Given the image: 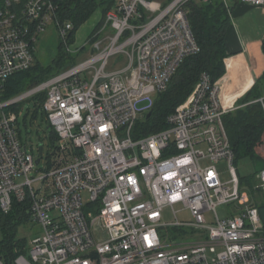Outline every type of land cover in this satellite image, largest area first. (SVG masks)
I'll return each instance as SVG.
<instances>
[{
  "label": "built area",
  "instance_id": "built-area-1",
  "mask_svg": "<svg viewBox=\"0 0 264 264\" xmlns=\"http://www.w3.org/2000/svg\"><path fill=\"white\" fill-rule=\"evenodd\" d=\"M190 1L115 0L75 50H85L84 60L4 100L5 81L33 65L50 26L72 52L73 24L60 20L58 0H0V210L27 200L28 222L39 227L25 251L0 264H264V228L241 190L223 122L233 108L221 79L202 72L166 128L135 129L184 59L200 50ZM40 93L39 110L56 136L42 172L9 109ZM256 179L253 189L264 195V168ZM175 203L193 220L180 221ZM221 205L224 217L216 213ZM167 207L174 220H163ZM171 228L193 236L166 240L162 231Z\"/></svg>",
  "mask_w": 264,
  "mask_h": 264
},
{
  "label": "trees",
  "instance_id": "trees-1",
  "mask_svg": "<svg viewBox=\"0 0 264 264\" xmlns=\"http://www.w3.org/2000/svg\"><path fill=\"white\" fill-rule=\"evenodd\" d=\"M58 4L60 20L70 21L73 24V29L70 31V36H72L73 32L78 30L98 8L103 7L105 14L108 9L113 7L115 0H58ZM187 8L190 26L200 50L184 59L173 75L167 90L155 96L151 115L145 117L144 122L138 121L135 126L137 134H147L166 128L168 115L185 101L202 72H208L212 80L221 79L226 72L224 64V59L227 56L225 37L230 25L226 2L224 0L208 2L192 0L188 3ZM101 22L102 20L95 28ZM59 47V56L54 66L56 71L47 74L44 67L40 66L36 56L29 69L14 73L5 81L1 92L2 99H9L36 81L40 82L49 78L59 72L70 60H74L75 55H68L61 46ZM262 50L264 53V40L262 41ZM43 97L44 94L40 93L33 98L36 112L39 111L37 103ZM260 98L262 101L259 100ZM238 104H244V106L227 112L223 116V122L234 152L235 166L237 167L238 159L244 157H249L255 166L256 171L251 176L241 178L238 174L239 183L241 188L248 187L250 189L264 228V198L258 202L256 200L258 194L253 189L257 183L256 175L264 168V96L259 92L257 83L244 98L238 101ZM9 109L19 114L21 106L18 104ZM55 140L56 136L51 134L48 142L49 148L52 147ZM28 206L27 200L24 202L13 200L12 209L8 213H3L0 210V228L3 233V238L0 240V257L6 263L12 261L17 254L26 249L28 240L18 238L17 235L19 227L29 221ZM170 230L176 229L171 228Z\"/></svg>",
  "mask_w": 264,
  "mask_h": 264
},
{
  "label": "rangeland",
  "instance_id": "rangeland-1",
  "mask_svg": "<svg viewBox=\"0 0 264 264\" xmlns=\"http://www.w3.org/2000/svg\"><path fill=\"white\" fill-rule=\"evenodd\" d=\"M100 1V0H98ZM169 1V0H168ZM166 2V0L161 1ZM98 16V21L95 24V26L100 22V20L104 17L103 7L98 8L95 13L84 23L80 26L78 30H75L73 32V35L71 36V42H70V49L72 52H66L68 55H75L76 57L74 60H70L68 63H66L61 70L69 68L78 62H81L86 57V54L83 52H75L76 49L81 47L86 40L89 37V31L86 33V30L88 29L91 20ZM94 26V27H95ZM54 29L52 26H50L46 33L40 38L38 49H37V58L39 60L40 66L44 67L47 74H51L57 69H54L56 60L59 56V46L62 47L63 50H66L64 46L61 43V40L57 37V34L53 32ZM88 50V49H86ZM59 70V71H61ZM41 82V81H40ZM33 83V82H32ZM39 82H35L32 85H35ZM30 85V86H32ZM21 106L20 113H19V120L17 123L18 128L20 129V135L21 140L23 144L26 146L28 150L31 151L34 158H40L41 160L39 164L36 165V169L40 170L41 172L46 169L47 167V159L49 154V148H48V137L51 136V127L47 124V121L45 119L44 113L39 110L36 112L35 104L33 99L24 100L19 103ZM140 121L144 122L145 116H140ZM42 143V153L40 155L39 153V144ZM210 162L207 160L201 161V164L203 166L208 165ZM216 167L218 171L220 172V178L222 181H227L230 179V173L228 171L227 163L225 161H220L216 164ZM237 173L239 176L242 177H248L255 173L256 169L252 162V160L249 157L240 158L237 161ZM257 184V183H255ZM242 192L249 194L250 200H253V195L248 187H242ZM256 194H258V197H256V200L259 202L264 198L263 192L260 190V188L256 187ZM263 195V196H262ZM86 193L84 194L85 199ZM229 208V207H228ZM173 210L176 212V216L180 221H192V215L189 209L184 208V206L181 203H175L173 205ZM216 213L220 217H224L226 215V208L225 206L221 205L218 206L216 209ZM205 217L209 220H213V214L211 212L205 213ZM163 220L165 221H171L174 220V215L171 207H167L163 211ZM39 232V227L37 224L33 222H28L24 225H21L18 229V238H26L27 240H30L35 234ZM162 234H165L166 240L170 241H177L181 239H187L193 236V233L184 232L180 230H165V232L162 231ZM3 238V233L0 228V240ZM14 250V249H13ZM15 251V250H14Z\"/></svg>",
  "mask_w": 264,
  "mask_h": 264
},
{
  "label": "crops",
  "instance_id": "crops-1",
  "mask_svg": "<svg viewBox=\"0 0 264 264\" xmlns=\"http://www.w3.org/2000/svg\"><path fill=\"white\" fill-rule=\"evenodd\" d=\"M225 1L230 25L225 37L227 56L224 59L226 72L221 78L222 97L234 110L244 106L239 105L238 101L256 83L259 92L264 96V4L252 5L240 0ZM98 19L95 16L91 20L86 33L94 28Z\"/></svg>",
  "mask_w": 264,
  "mask_h": 264
},
{
  "label": "water",
  "instance_id": "water-1",
  "mask_svg": "<svg viewBox=\"0 0 264 264\" xmlns=\"http://www.w3.org/2000/svg\"><path fill=\"white\" fill-rule=\"evenodd\" d=\"M151 112H152V111H149V112L146 114V117H149V116L151 115ZM39 153H40V155H41V153H42V143L39 144ZM39 162H40V158L35 159V163H36V164H39Z\"/></svg>",
  "mask_w": 264,
  "mask_h": 264
}]
</instances>
